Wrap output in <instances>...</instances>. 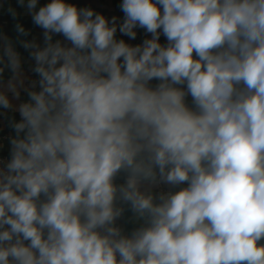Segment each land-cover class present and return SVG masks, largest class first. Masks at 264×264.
<instances>
[{
	"label": "clouds",
	"instance_id": "1",
	"mask_svg": "<svg viewBox=\"0 0 264 264\" xmlns=\"http://www.w3.org/2000/svg\"><path fill=\"white\" fill-rule=\"evenodd\" d=\"M0 264H264V0H0Z\"/></svg>",
	"mask_w": 264,
	"mask_h": 264
},
{
	"label": "crops",
	"instance_id": "2",
	"mask_svg": "<svg viewBox=\"0 0 264 264\" xmlns=\"http://www.w3.org/2000/svg\"><path fill=\"white\" fill-rule=\"evenodd\" d=\"M2 19L7 21V28H8L9 31H10V30H11V21H10V19H8V18H6V17H4V18H2Z\"/></svg>",
	"mask_w": 264,
	"mask_h": 264
}]
</instances>
